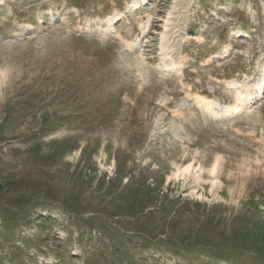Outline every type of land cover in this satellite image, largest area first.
Segmentation results:
<instances>
[{
  "label": "rangeland",
  "instance_id": "rangeland-1",
  "mask_svg": "<svg viewBox=\"0 0 264 264\" xmlns=\"http://www.w3.org/2000/svg\"><path fill=\"white\" fill-rule=\"evenodd\" d=\"M129 1L0 0V264H264V93L195 98L264 77V0Z\"/></svg>",
  "mask_w": 264,
  "mask_h": 264
},
{
  "label": "bare ground",
  "instance_id": "bare-ground-1",
  "mask_svg": "<svg viewBox=\"0 0 264 264\" xmlns=\"http://www.w3.org/2000/svg\"><path fill=\"white\" fill-rule=\"evenodd\" d=\"M148 2V0H131L128 2L127 7L129 9H138L145 5ZM123 16V13L120 12L119 10H116V12L112 15H110L106 19V23L110 26V31L114 29L113 25L116 20L121 18ZM148 29V28H147ZM165 37V36H164ZM132 44H130L131 46ZM174 65H172L173 67ZM165 67L169 68L170 64H167L165 62ZM180 68V67H179ZM177 67H174V69H179ZM173 70V69H172ZM164 71H167L164 70ZM171 71V70H170ZM256 90L255 95L263 94L264 93V77L261 79L260 82L256 84L255 88H248L245 90V92L239 93L238 100L235 104H230V105H224L220 107V111L215 109V106H218V104L212 100L211 98L205 97V96H196L197 102L200 104L201 107L206 109L211 113V115L218 117V118H224L229 115L234 114L235 112L248 107L253 100V91Z\"/></svg>",
  "mask_w": 264,
  "mask_h": 264
}]
</instances>
